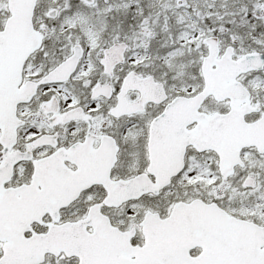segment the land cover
Wrapping results in <instances>:
<instances>
[{"label": "snow or ice", "instance_id": "1", "mask_svg": "<svg viewBox=\"0 0 264 264\" xmlns=\"http://www.w3.org/2000/svg\"><path fill=\"white\" fill-rule=\"evenodd\" d=\"M0 264H264V0H0Z\"/></svg>", "mask_w": 264, "mask_h": 264}]
</instances>
